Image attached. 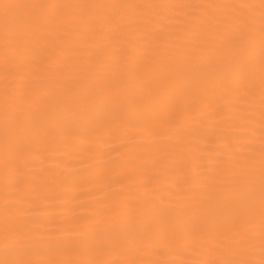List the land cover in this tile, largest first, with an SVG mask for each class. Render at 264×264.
<instances>
[{"label": "snow or ice", "instance_id": "6c2138e0", "mask_svg": "<svg viewBox=\"0 0 264 264\" xmlns=\"http://www.w3.org/2000/svg\"><path fill=\"white\" fill-rule=\"evenodd\" d=\"M0 264H264V0H0Z\"/></svg>", "mask_w": 264, "mask_h": 264}]
</instances>
